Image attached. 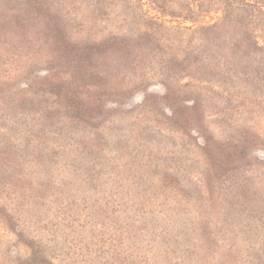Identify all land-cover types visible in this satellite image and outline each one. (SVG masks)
<instances>
[{
	"label": "rangeland",
	"instance_id": "374dc122",
	"mask_svg": "<svg viewBox=\"0 0 264 264\" xmlns=\"http://www.w3.org/2000/svg\"><path fill=\"white\" fill-rule=\"evenodd\" d=\"M0 264H264V0H0Z\"/></svg>",
	"mask_w": 264,
	"mask_h": 264
}]
</instances>
